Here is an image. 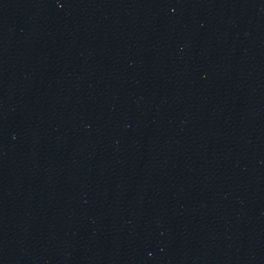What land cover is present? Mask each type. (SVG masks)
I'll list each match as a JSON object with an SVG mask.
<instances>
[{
  "label": "water",
  "instance_id": "1",
  "mask_svg": "<svg viewBox=\"0 0 264 264\" xmlns=\"http://www.w3.org/2000/svg\"><path fill=\"white\" fill-rule=\"evenodd\" d=\"M0 264H264V0H0Z\"/></svg>",
  "mask_w": 264,
  "mask_h": 264
}]
</instances>
